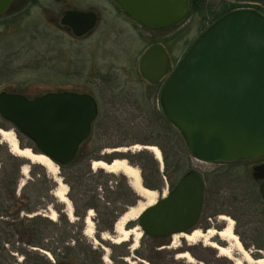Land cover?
<instances>
[{
	"label": "rangeland",
	"instance_id": "374dc122",
	"mask_svg": "<svg viewBox=\"0 0 264 264\" xmlns=\"http://www.w3.org/2000/svg\"><path fill=\"white\" fill-rule=\"evenodd\" d=\"M112 1L15 0L0 15V91L20 93L27 98L50 91L85 92L95 98L98 108L90 134L80 145L76 157L63 168L56 165V177L67 187L66 197L70 202L71 213L68 214L66 205L53 194L58 183L53 179L52 172L40 163L21 157L25 162L19 170L15 194L23 197L22 205L36 210L33 214L20 212L19 217L38 213L49 221L59 222V215L64 214L68 221L76 222L78 217L75 211H84L86 215L90 210L93 232L84 236L93 247L101 251L103 264H118L112 259V256L118 254L117 249L109 246L112 243L126 245L127 253L122 257L126 264L138 261H144L143 264H167L166 259L171 253L183 264H226L219 258L228 257L219 254L218 250L210 246L209 240L203 238L189 241L168 235L162 238L165 243L160 247L162 249L157 248L158 251L151 252V242L141 231L136 243L132 236L114 242L120 239V235L114 231V224L112 231L99 232L97 237V224L102 226L108 221H101L94 209L87 208L86 204L95 202L91 189L95 186L102 200L105 185L111 191L107 194L112 198L116 183H121L124 189V175L114 174L108 180L99 176L95 181L85 173V164L95 172L99 169L91 168V160L109 156L127 158L142 150V143H150L160 150V158L157 159L147 149L156 162L157 173L142 172L139 162L134 159L132 161L133 165L138 164L136 167L141 183L145 180L146 184L156 188V199L165 195L185 172L196 170L204 181L202 212L196 228L202 232L209 228L219 230L224 226L219 216L226 215L233 220V232L250 256L253 259L264 257V205L255 203L250 211L241 207L243 202H249L258 193L259 181L252 178L251 171L259 160L207 163L194 159L180 132L166 118H162L159 94L163 81L148 84L138 70V58L154 41L165 45L174 67L192 42L211 23L213 13L218 10L222 0H209L211 9L189 12L179 23L160 31H149L140 24H133L132 28L127 21L121 22L120 17H124ZM226 2L234 4L236 8H253L264 13V0ZM71 5L93 9L99 15L100 21L96 28L82 38H75L70 31L59 25L62 11ZM0 128L12 130L20 147H31L34 152L37 151L28 138L16 133L13 126L1 116ZM0 142L10 152L8 145L1 139ZM134 145L140 148L134 149ZM122 148H125L124 151ZM5 155L4 148H0V158L3 159ZM175 164L180 168L179 174L169 179L165 170L168 167L170 173ZM124 178L129 185L128 179ZM71 184H74V188ZM141 202L142 198L138 195L135 205ZM129 207L117 204V208L124 211ZM51 211L56 214L54 219L49 218ZM136 223V220L128 222L127 228L137 226ZM83 226L85 228L84 221ZM52 232L51 235H58L57 229ZM25 238L20 229L13 236L14 240ZM66 240L68 243L73 242ZM210 240L226 244L218 237H211ZM205 246L215 250V254L205 250ZM137 252L148 256L153 263L140 258ZM181 252H187L192 261L178 257ZM14 255V264H23V255ZM47 256L51 257L49 254ZM80 256L82 258L83 254ZM230 258L232 261L239 260L241 264H253L244 262L237 251ZM51 261L54 262L53 258ZM74 261L83 264L80 259Z\"/></svg>",
	"mask_w": 264,
	"mask_h": 264
},
{
	"label": "water",
	"instance_id": "95a60500",
	"mask_svg": "<svg viewBox=\"0 0 264 264\" xmlns=\"http://www.w3.org/2000/svg\"><path fill=\"white\" fill-rule=\"evenodd\" d=\"M13 1L0 0V15ZM116 2L147 30L175 25L189 13L188 0ZM95 21L93 11L79 10H67L60 19L75 36L89 31ZM138 66L141 77L150 84L166 76L159 94L163 115L180 132L194 159L224 163L264 157L263 14L253 8L229 10L198 35L173 68L158 42L142 52ZM97 112L95 98L85 92L50 91L27 98L0 91V116L32 142L35 153L47 156L55 165L73 160L89 136ZM115 159L135 166L126 157L94 160L110 164ZM251 176L259 181L264 201V163L254 165ZM203 191L199 172L188 170L139 214L137 226L149 237L192 232L201 213Z\"/></svg>",
	"mask_w": 264,
	"mask_h": 264
},
{
	"label": "trees",
	"instance_id": "16d2710c",
	"mask_svg": "<svg viewBox=\"0 0 264 264\" xmlns=\"http://www.w3.org/2000/svg\"><path fill=\"white\" fill-rule=\"evenodd\" d=\"M208 3L209 0H188L189 12L202 11V9L205 8L211 9V5H208ZM218 7V10L213 13L211 23L224 13L236 8L234 4L227 3L226 0H222ZM162 118H165V116L163 115ZM15 131L18 133L17 130ZM142 144L149 145L150 143ZM0 148H4L6 151L5 157L3 159L0 158V264H14V253L23 255V264H53L47 256L48 254L51 255L55 263H76L74 260L80 259L83 264H103L101 260V251L93 247L83 234V221L85 217L84 211H75V215L78 217L76 222L68 221L64 214L59 215V222L49 221L38 213L30 216L19 217L20 212L33 214L35 212L34 210H36L35 208L29 207L25 204L22 205L21 200L23 197H21V195L16 196L15 194L14 188L20 176L19 170L25 161L20 156L7 152L6 146L1 142ZM75 157L76 156H74V158ZM112 158L115 157L109 156L103 158V160L109 161ZM127 159L131 164H134L132 161L133 159L137 160L139 165H136L140 167L142 172L149 171L151 173H157L156 162L146 149L133 153L131 156H128ZM66 165H59V167L63 168ZM175 165L170 173L168 172V167L165 170L169 179L175 178L179 174L180 168L178 165ZM85 173H88V176L91 179H95V181L99 176L105 177L106 180L114 177V174L105 172L102 169L92 172L88 168L87 163L85 164ZM143 179H145V173L143 174ZM122 180L124 189L121 187V183H116L115 189L111 193L114 194L112 198L107 194L111 191L108 190L105 185L103 192L104 196H101L103 198L102 200L98 197L95 186L91 189V191H93V196L95 197V202L86 204L87 208L94 209L101 221H108L107 224H103L102 226L97 224V237H99V232L112 231L114 222L123 212H125L123 209L117 208L118 203L133 206L138 200L136 192L125 183L124 176H122ZM143 184L145 187L150 189H156L154 186L146 184L145 180H143ZM71 187L74 188V184H71ZM255 203H258V205L260 204L259 206L264 205V201L261 199L259 191L257 194L252 196L249 202H243L241 207L250 211L252 205ZM52 228L58 230V235L56 237L51 235L53 233L52 231H54ZM202 228H204V226ZM19 229L21 230V233L26 236V238L14 240L13 236L18 233ZM148 238L151 242V252L158 251L157 248H160L165 244L162 240L163 237L148 236ZM66 239L72 240L73 242L68 243ZM218 243L222 244L221 242ZM109 246L118 250V254L112 256V259L118 264H126L122 261V257L127 253L125 248L126 245L124 243H112ZM257 248L261 249L262 247L257 246ZM204 249L215 254V250L211 247L205 246ZM137 253V255L143 260L153 263L148 256L140 252ZM81 254H83L82 258L80 256ZM6 259H8L7 262ZM9 259L12 261H9ZM219 259L226 264H234V262L228 258L220 257ZM166 262L167 264H183L181 261L177 260L172 253L167 257ZM135 264L143 263L138 261Z\"/></svg>",
	"mask_w": 264,
	"mask_h": 264
},
{
	"label": "bare ground",
	"instance_id": "6f19581e",
	"mask_svg": "<svg viewBox=\"0 0 264 264\" xmlns=\"http://www.w3.org/2000/svg\"><path fill=\"white\" fill-rule=\"evenodd\" d=\"M0 139L8 145L9 151L20 157L29 159L31 162H36L44 165L49 171L52 172L53 179L58 183L57 188L53 191L54 196L62 203L66 205L68 214L71 213L70 202L66 197L67 187L62 183L61 179L56 177L57 167L56 165L45 155L38 154L31 151L27 147H20L18 145L17 139L10 129L0 128ZM151 153L154 154L155 158H160V150L155 145L145 146ZM134 149H139L140 146L134 145ZM125 148L121 150L124 151ZM92 169H102L105 172L111 174H123L128 179V184L130 187L142 198V202L137 205L130 206L125 212L119 216L114 224V231L120 235V239L114 240V242L124 241L128 237L133 238L136 243L138 237L140 236V229L138 226L127 229L125 225L128 222L135 221L139 214L147 207L156 201L157 193L155 190L143 187L141 185V178L139 171L135 166L128 165L125 160L115 159L110 164H107L101 160H93L91 164ZM164 195V194H163ZM56 216L54 211H51L49 218L54 219ZM220 220L224 223L223 228L216 230L213 228L207 229V231L202 232L200 229L196 228L189 233H176L172 235L173 238H183L185 240H194L197 238H203L204 240H209L210 246L218 250L219 254L231 257L233 252L237 251L244 262L253 264H264V257L253 259L249 252L242 246L237 235L233 232V220L226 215H220ZM85 228L83 234L90 235L93 232V222L92 213L89 210L84 218ZM211 237H218L221 241L225 242V245H220L214 241H211ZM180 258L186 259L188 262L192 261L191 256L187 252H181L177 255ZM231 259V258H230ZM234 264H241V262L233 261Z\"/></svg>",
	"mask_w": 264,
	"mask_h": 264
},
{
	"label": "flooded vegetation",
	"instance_id": "af4514ba",
	"mask_svg": "<svg viewBox=\"0 0 264 264\" xmlns=\"http://www.w3.org/2000/svg\"><path fill=\"white\" fill-rule=\"evenodd\" d=\"M15 1V0H14ZM13 1V2H14ZM12 2V3H13ZM113 2V4L117 7V10H119V12H120V14H121V16H123L124 18H121L120 17V19H121V22L122 21H127V23L129 24V25H131V27L133 28V24H139V23H137L131 16H129L121 7H120V5L116 2V0H113L112 1ZM12 5V4H11ZM10 5V6H11ZM67 10H79V11H93L95 14H96V21H95V24H94V26L89 30V31H87L86 33H84L83 35H81V36H75L73 33H72V31H71V28L69 27V26H66V25H62L61 23H60V19H61V17L63 16V14L67 11ZM117 12V11H116ZM118 16H119V14H118ZM118 20H119V18H118ZM99 21H100V18H99V15L97 14V12L95 11V10H93V9H90V8H80V7H77V6H75V5H71L70 7H67V8H65L63 11H62V13H61V15H60V18H59V25L60 26H62V27H64L66 30H68V31H70L71 32V34L75 37V38H82V37H84V36H86L87 34H89L91 31H93V29H95L96 28V26H97V24L99 23ZM122 28H123V30H124V26H122ZM122 28H120L121 30H122ZM167 28V27H166ZM127 29V28H126ZM164 29V28H163ZM163 29H158L159 31L160 30H163ZM122 30V31H123ZM149 31H157V30H149ZM156 42H158V43H161L163 46H164V48H165V50L167 51V54H168V57H169V65L173 68V62H172V60H171V56H170V54H169V52H168V50H167V48L165 47V45L162 43V42H160V41H154V42H152V43H150L149 45H151V44H153V43H156ZM148 45V46H149ZM147 46V47H148ZM146 47V48H147ZM145 48V49H146ZM144 49V50H145ZM138 61H139V58H138ZM138 70H139V66H138ZM165 78H166V76L165 77H163L160 81H163L164 82V80H165ZM144 80V79H143ZM145 81V80H144ZM160 81H158V82H160ZM146 83H148L147 81H145ZM157 82V83H158ZM148 84H150V83H148ZM156 84V83H155ZM84 142V141H83ZM82 142V143H83ZM81 143V144H82ZM34 150H35V147H34ZM252 160H259L258 162H257V164H261V163H264V157H261V158H255V159H252ZM257 164H255V165H257ZM203 180V179H202ZM203 183H204V181H203ZM203 193H204V191H203ZM202 206H203V204H202ZM201 212H202V209H201ZM200 217H201V213H200V216H199V219H200ZM199 219H198V222H199ZM198 222H197V224H198Z\"/></svg>",
	"mask_w": 264,
	"mask_h": 264
}]
</instances>
